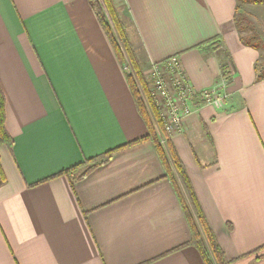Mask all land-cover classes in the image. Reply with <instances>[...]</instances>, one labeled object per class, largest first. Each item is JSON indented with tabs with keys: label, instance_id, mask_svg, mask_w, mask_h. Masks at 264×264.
Returning <instances> with one entry per match:
<instances>
[{
	"label": "crops",
	"instance_id": "obj_1",
	"mask_svg": "<svg viewBox=\"0 0 264 264\" xmlns=\"http://www.w3.org/2000/svg\"><path fill=\"white\" fill-rule=\"evenodd\" d=\"M119 1L150 63L176 55L195 90L228 93L198 100L161 143L228 264H264V79L238 0ZM0 88L13 138L0 146V264H204L156 143L123 147L149 129L89 0H0ZM120 147L82 178L58 175Z\"/></svg>",
	"mask_w": 264,
	"mask_h": 264
},
{
	"label": "trees",
	"instance_id": "obj_2",
	"mask_svg": "<svg viewBox=\"0 0 264 264\" xmlns=\"http://www.w3.org/2000/svg\"><path fill=\"white\" fill-rule=\"evenodd\" d=\"M93 9L95 10L98 20L100 21L102 27L104 28L117 56L118 59L120 60V62L123 64L124 60L121 54V47L119 45V43L116 41L115 36L113 34V31L110 27V24L106 18V15L104 13L103 10V6L101 5L99 0H89ZM105 4H106V8H108V11L110 12V14H112V18L116 21H119V16H118V12L115 10L114 8V4H113V0H104ZM240 5L237 6V11H239ZM236 22V19H235ZM124 37V40L127 41L126 42V46L128 45V36L126 34L122 35ZM122 38V37H121ZM245 44L249 45V42H247L244 39H241ZM254 48L258 49L256 46L253 45ZM129 54L131 55L132 59H133V54L131 49H129ZM136 69H138L137 66H135ZM222 70L224 73V76L228 75L227 72V66H222ZM256 70V79L257 80H262L264 79V69H260L259 66L255 67ZM127 78L130 84V87L132 89V92L134 94V98L136 100L138 109L140 110L142 116L144 117L147 125H148V129H149V133L147 136L138 139L136 141H133L131 143H128L126 145H124L123 147L126 146H131L137 142L146 140V139H151L156 143V146L159 150L160 156L162 157V160L166 166V170L168 173V176H170L172 178V182L174 183V186L176 188V191L178 192V195L180 197L182 206L184 208V211L186 213V217L188 218V221L190 223L191 229H192V234H193V238H192V243L196 246V248L200 251L201 256L203 258L204 264H228V262L226 261L224 252L222 250V248L220 247V244L218 243V240L214 234V232L212 231V229L209 227L205 216L199 206V203L194 195V192L191 188L190 182L188 180V177L184 171L183 165L181 164L180 160L178 159L177 155L175 154V152L173 151V149L170 147L171 150V155L175 164V167L177 168L180 176L182 177V180L184 181V183L186 184V186L188 187V190L191 193V197L194 201L196 210L198 211V220H199V224L202 227V230L205 233V237L202 236L200 228L197 226V221L196 219L192 216L191 211L189 210L183 196L182 193L180 192L179 186L177 184V181L174 177V174L172 172V169L169 166L168 163V158L164 152L163 146L161 144L160 139L158 138V136L156 135V132L154 131L153 125H152V121L149 117L147 108L144 104L143 99L141 98V96L139 95V91L136 88V85L134 83V80L132 78L131 75H129L127 73ZM155 114H157L156 111H154ZM13 144V138L11 137V135L9 134V132L7 131L6 128V99L5 96L0 88V146L5 145L7 147H11ZM117 148L115 150L106 152L102 155L96 156L94 158L88 159L87 161H85L84 163H81L79 165L73 166L65 171L60 172L58 175H62V174H67V175H71V174H76L77 179L84 177L88 172H90L93 168L107 162L112 155L115 153V151L123 148ZM56 175V176H58ZM4 174H3V169L2 166L0 164V180L3 181L4 180ZM264 248V246L262 247V249Z\"/></svg>",
	"mask_w": 264,
	"mask_h": 264
},
{
	"label": "rangeland",
	"instance_id": "obj_3",
	"mask_svg": "<svg viewBox=\"0 0 264 264\" xmlns=\"http://www.w3.org/2000/svg\"><path fill=\"white\" fill-rule=\"evenodd\" d=\"M99 1L103 6L104 13L113 31L115 39L121 47V54L124 60L123 65L124 67H127L126 72L132 76L136 88L139 91V95L144 101L149 117L152 121L154 131L156 132V135L158 136L160 141L161 137L163 136V138H165V141L167 142V137L169 136V134H167V132L165 131V123L161 115V111L157 106L156 100L154 99L153 85L150 78L154 63H150L143 56L142 44L133 32L132 26L129 22V17L125 9L121 6L120 1L113 0L114 8L118 12L119 21H116L112 18L113 16L108 11V8H106L104 0ZM238 5H240L241 9H239V11H237L236 13V25L240 32L241 39L249 42V45L245 44L242 40L241 42L245 46L254 48V45L258 48H254L259 52V59L256 61V64L260 69H264V0H238ZM124 34L128 36L129 46H126L127 41H125L124 37L122 36ZM129 49H131L132 51L133 59L129 54ZM135 66H137L138 69H136ZM164 74L165 76H167V69H164ZM225 94L226 98L224 99V102L228 98V93ZM197 102L198 99H193V102L191 103L192 108ZM154 111H156L157 114H155ZM176 171L178 172L177 168ZM188 198L189 202H191L192 209L198 219V211L196 210L194 201L193 199L191 200L190 196H188ZM196 223L200 228L202 236L205 237V233L202 230L201 225L199 224V220Z\"/></svg>",
	"mask_w": 264,
	"mask_h": 264
},
{
	"label": "built area",
	"instance_id": "obj_4",
	"mask_svg": "<svg viewBox=\"0 0 264 264\" xmlns=\"http://www.w3.org/2000/svg\"><path fill=\"white\" fill-rule=\"evenodd\" d=\"M125 69L127 70L126 66ZM164 69H167V76ZM150 78L153 96L169 136L182 131L184 119L193 112V99H198L203 105L221 107L226 98L224 91L217 87L195 90L188 82L181 61L176 55L154 63Z\"/></svg>",
	"mask_w": 264,
	"mask_h": 264
}]
</instances>
